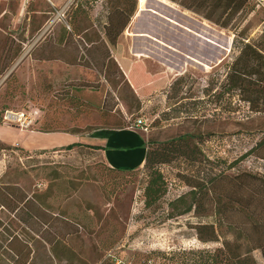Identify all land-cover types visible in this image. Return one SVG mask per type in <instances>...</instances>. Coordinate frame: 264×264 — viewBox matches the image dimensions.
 <instances>
[{
	"label": "rangeland",
	"instance_id": "obj_1",
	"mask_svg": "<svg viewBox=\"0 0 264 264\" xmlns=\"http://www.w3.org/2000/svg\"><path fill=\"white\" fill-rule=\"evenodd\" d=\"M19 1L26 0H9L0 10V200L33 203L0 209V264L10 227L31 246V264H207L206 251L225 242L247 248L245 234L263 245L251 250L249 264H264V146L252 151L264 136V113L228 93L216 97L223 65L237 52L234 35L264 50V9L255 0H236L230 8V0H141L129 31L147 37L125 44L150 53L165 80L142 98L100 41L103 7L138 9V0H41L22 8ZM115 19L119 24L121 17ZM140 22L146 25L137 27ZM54 33L69 37L68 60L88 75H63L51 63L61 50L51 42ZM135 70L143 79V69ZM8 112L14 115L5 119ZM137 118L149 125L147 132L139 129L149 149L168 160L156 166L165 193L149 207L146 170L111 169L86 144L31 152L17 146L18 128L91 131ZM207 180L219 192L197 193V211L167 217L170 200ZM219 216L237 221V243L226 221L213 231Z\"/></svg>",
	"mask_w": 264,
	"mask_h": 264
},
{
	"label": "trees",
	"instance_id": "obj_2",
	"mask_svg": "<svg viewBox=\"0 0 264 264\" xmlns=\"http://www.w3.org/2000/svg\"><path fill=\"white\" fill-rule=\"evenodd\" d=\"M115 1V0H114ZM117 1V0H116ZM247 0H245L246 2ZM236 2V0H230L226 8H230ZM244 0L241 1V4ZM239 6H237L238 8ZM116 8L122 9L126 14L133 15L135 8H123L119 4H113L110 7H103L105 12L104 21L107 13L113 11ZM225 13V12H224ZM103 21V23H104ZM239 37V38H238ZM233 49L237 52L231 59V61L224 63L226 68L224 73V81L220 83L222 87V93L216 94L219 98L223 93L227 94L229 99L234 97L238 98L239 101L247 104L248 109L252 112L264 113V50L261 48L258 42H253L245 39L243 36L234 35L232 41ZM182 77L175 80L172 83L171 88L175 83L180 81ZM231 103V102H230ZM228 104V110L233 111L232 106ZM76 144H70L66 148L70 149ZM147 152L145 157V162L142 168L148 171L149 179L146 185L143 187V196L145 206H151L165 193L166 186L165 180L162 173L157 169V165L160 163L167 162L168 160L161 156H156V153L149 149L150 141L147 140ZM264 146V136L259 140L256 145L252 148V151L261 149ZM92 149H97V146H90ZM174 152L178 150L174 149ZM264 158V156H261ZM111 168V167H110ZM114 169V168H111ZM210 180L202 181L198 184L192 186V189L188 191L187 194L179 196L168 202L170 212L167 213L168 218L175 217L177 215H182L190 212L192 209L197 211L199 205L202 204V196L208 197L211 192L217 191L216 184H209ZM197 193L201 194L200 199H197ZM41 195V194H38ZM189 197V202L185 200ZM41 197V196H38ZM26 197H19L11 200L9 198H4L0 200V209L6 208L7 210H15L18 208V204L25 200ZM248 204H250L253 199L247 198ZM2 201V202H1ZM41 204H44V200H40ZM27 206L33 203L30 198L26 199L24 202ZM226 221L230 227L232 233L236 237L234 242L237 243L239 238V228H237L238 223L231 216H219L211 223V228L215 231V227ZM264 224V220L262 221ZM260 223V222H258ZM237 228L238 235H236ZM246 241L247 248L239 250L237 244L230 245L229 242H225L223 247L214 249L213 251H206L209 260L206 261L207 264H249L253 259L250 252L253 248L262 247V241L256 235L245 234L241 238ZM216 240V238L214 239ZM5 245V261L3 264H31L33 250L27 241L21 239L14 229L10 227L8 230ZM252 264V263H251Z\"/></svg>",
	"mask_w": 264,
	"mask_h": 264
},
{
	"label": "crops",
	"instance_id": "obj_3",
	"mask_svg": "<svg viewBox=\"0 0 264 264\" xmlns=\"http://www.w3.org/2000/svg\"><path fill=\"white\" fill-rule=\"evenodd\" d=\"M8 1L9 0H3L1 2L0 10L3 4ZM37 1L41 0H28L26 3L21 1L22 4L19 1V6L22 8L23 4H30L31 2ZM141 7V0H138V9L136 8L131 16H126V13L120 8H116L107 13L103 23L104 26L102 27L100 41L106 49L108 58L114 59L119 65L131 89L136 95H138V97L145 98L154 90L163 86L165 80L160 82V79L162 78L158 76L160 72L157 73L160 66L156 63H151L150 58L152 55L150 53L136 51L133 48L132 43L130 45L127 43L125 44L126 39L130 38V40H132L131 37H147L144 34L137 33L138 31H129L135 20L138 19V11L141 10ZM96 8L98 9V6ZM97 9L94 10V14H96L95 11ZM4 11L5 10H2L0 13L3 14ZM119 16L121 19L118 24L115 18H118ZM144 25H146V23L140 22L137 24V27L142 28ZM51 39V42L59 46L61 49L58 51L60 53L54 55V58L50 60L51 63L57 64L61 67V72L58 71L57 73L60 72V74L67 76L70 74L75 77L88 75L86 69H82L81 72H79V67L77 68L76 66L71 65V62L68 60L70 58L69 45L71 44V40H69L68 36L61 38L58 34L54 33ZM146 63L149 65L152 64L154 69L149 68ZM135 67L143 69L140 71L143 73V79L142 77L139 78V76H134L136 74ZM90 75H93L92 72ZM157 77L158 79L156 80ZM101 85L104 86L103 84ZM139 129L140 128L133 125L123 127H100L92 129L91 131L73 132L39 131L32 128H18V132L22 135V141L18 145L16 143V145L29 152L37 150H58L65 148L70 144L97 146L98 148L96 150L107 166L116 170H137L144 165L148 146L147 134L143 132L144 136H142Z\"/></svg>",
	"mask_w": 264,
	"mask_h": 264
},
{
	"label": "built area",
	"instance_id": "obj_4",
	"mask_svg": "<svg viewBox=\"0 0 264 264\" xmlns=\"http://www.w3.org/2000/svg\"><path fill=\"white\" fill-rule=\"evenodd\" d=\"M3 0H0V4ZM28 1V0H27ZM26 1V2H27ZM47 2H51V0H45ZM256 1V6L262 7L264 9V0H255ZM14 114L12 113H6L3 117L6 119L8 118H12ZM19 113H18V118H19ZM135 127H139L141 128L144 132L148 131L149 125L147 124V122L144 119L141 118H137L133 124Z\"/></svg>",
	"mask_w": 264,
	"mask_h": 264
}]
</instances>
